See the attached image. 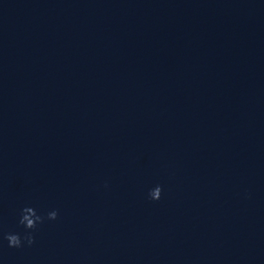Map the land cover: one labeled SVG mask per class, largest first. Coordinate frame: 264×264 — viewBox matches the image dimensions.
<instances>
[{
  "label": "water",
  "instance_id": "95a60500",
  "mask_svg": "<svg viewBox=\"0 0 264 264\" xmlns=\"http://www.w3.org/2000/svg\"><path fill=\"white\" fill-rule=\"evenodd\" d=\"M0 264H264V0H0Z\"/></svg>",
  "mask_w": 264,
  "mask_h": 264
},
{
  "label": "clouds",
  "instance_id": "9594fccd",
  "mask_svg": "<svg viewBox=\"0 0 264 264\" xmlns=\"http://www.w3.org/2000/svg\"><path fill=\"white\" fill-rule=\"evenodd\" d=\"M162 188L157 185L148 192V199L156 202L161 198ZM58 218L56 210L49 211L46 215H40L32 207H24L20 210L18 225L24 229L23 234L6 233L3 234V240L7 241L9 248L19 249L21 247H31L35 243L34 233L38 226L45 221H55Z\"/></svg>",
  "mask_w": 264,
  "mask_h": 264
}]
</instances>
